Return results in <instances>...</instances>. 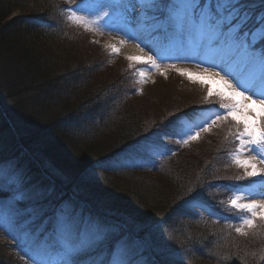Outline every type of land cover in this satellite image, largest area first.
Returning <instances> with one entry per match:
<instances>
[{"label": "trees", "instance_id": "16d2710c", "mask_svg": "<svg viewBox=\"0 0 264 264\" xmlns=\"http://www.w3.org/2000/svg\"><path fill=\"white\" fill-rule=\"evenodd\" d=\"M245 3L254 15L264 12V0ZM94 6L95 0H0V217L7 220L9 206L13 220L21 219L11 231L0 221V264L50 258L52 244L59 247L57 216L69 206L79 219L90 214L107 227L104 239L80 257L89 264H107L114 255L131 264H264V221L257 217V227L241 235L239 217L249 214L228 205L234 192L257 182L235 179L244 175L232 158L239 147L235 122H218L187 143L179 139L213 109L225 112L226 101L185 79L175 82L179 89L198 92L179 106L163 91L171 104L162 109L141 110L138 99L132 107L154 85H142L138 65L117 67L122 59L114 57L121 56L94 39H105L111 26L69 19ZM142 12L150 34L163 36L166 29L151 19L159 12L145 6ZM262 46L258 41L255 49ZM102 66L115 73L105 79L110 85L90 88L87 77Z\"/></svg>", "mask_w": 264, "mask_h": 264}, {"label": "snow or ice", "instance_id": "6c2138e0", "mask_svg": "<svg viewBox=\"0 0 264 264\" xmlns=\"http://www.w3.org/2000/svg\"><path fill=\"white\" fill-rule=\"evenodd\" d=\"M142 3L148 9L159 12V17L151 18L155 22L154 27L171 29L174 37L187 41L202 53H215L226 61L240 59L247 65H258L261 69L258 79L251 86L243 80L240 81L245 86V91H241L219 72L205 69V75L219 77L227 88V91L220 89L215 93L211 87L208 90L209 97L216 95L222 101H226L221 104V108L226 111L217 112L215 118H209L198 124L199 131L189 134L183 142L197 139L201 131H209L218 122L231 119L235 122L237 130L235 139L239 141V147L232 153L233 162L244 170V175L235 179L264 176V167H258L264 165V46L261 47L260 54L254 51L258 41H264V12L254 15L245 0H179V2L142 0ZM69 19L85 25L89 23L86 19L78 17L75 12L69 15ZM111 47L114 53L120 51L115 46ZM128 59L150 63L154 68L159 67L150 55L146 60L140 57H128ZM177 71L192 77V74L185 70L177 69ZM140 74L144 75L143 72ZM200 82L204 83L203 80ZM249 92L252 94L249 95ZM253 104L259 107V112L251 107ZM12 182L19 187L22 179L19 175H15L12 177ZM258 195L260 199L245 196L241 190H237L228 200V205L232 209L249 214L239 217L242 226L235 231L241 235H247L246 228L257 227V217L264 221V183L261 184ZM54 231L60 238L59 247L53 245L49 253L50 258L38 259L36 264H89L88 261L80 259L81 255L104 239L103 230L98 225L82 224L70 206L59 212ZM91 264H104V262L93 260ZM107 264H131V262L114 255Z\"/></svg>", "mask_w": 264, "mask_h": 264}, {"label": "rangeland", "instance_id": "374dc122", "mask_svg": "<svg viewBox=\"0 0 264 264\" xmlns=\"http://www.w3.org/2000/svg\"><path fill=\"white\" fill-rule=\"evenodd\" d=\"M109 2H110L109 0H105V3L104 2L102 3L103 4L102 12L99 14L94 12V11H89V10L87 11L85 9L78 10L81 18L86 19L91 24H96L98 26L101 25V23L102 24H110V26H111L110 32L107 33L105 40H102L101 38L93 36L94 39L97 41L101 40V43L102 42L105 43L107 40L111 39L112 37H115L120 43H121V41H123V43H121V44H125V45L136 44V45L142 47L143 49H146L147 55L152 56L153 59L159 65L158 68H154L151 66L150 63H142L139 60H129L128 59L129 55H127L123 52L122 53L118 52L121 57H117V58L114 57L115 62L122 59L121 61H119L116 64L117 67H119L120 63L126 67L127 66L134 67V66H137L138 64H140L139 76L142 79V85H144V86L146 85L147 87L150 86V84L154 85V86L149 88L150 89L149 92L152 94L149 97H146V96L139 97V98L135 97L134 101L132 102L133 103L132 107H135V104L137 103L136 99H138V101H140V103L142 102L141 103L142 105L140 107L141 110L143 109L146 111L149 108H151V109H155V108L156 109H162L164 105L171 104V101H169L167 99V97L166 98L162 97V96H166L167 94H168V96H170L172 98H175V99L178 98V101L175 100V103L179 106V103H180L179 100H181L183 98L186 99L185 97H189L190 94L193 92H198L195 89H190V90H192V92L190 94H186L184 92V90H189V89H186L185 87L183 89H179V88H182L183 86L180 87L181 85H179L177 83H180L182 80L184 81L185 79H187L188 82H190V83L197 84L198 86L206 87L205 85H207V86L211 87V89L213 90L214 93L217 90L223 89V88L214 87L211 79L209 80L208 78H206V77L204 78L200 75L201 73H204L205 69H207L208 71L214 70V69L219 70L218 65H212V64L208 63L209 60H211V58L214 57V55L219 57L218 55H216L215 53H211V52L202 53L194 45L189 44L187 41H182L176 37H175V44H177L176 48H173L172 46H170L168 49H166V51H163L161 49V46H162L161 45V39H158L157 37L152 38V36L147 34V33H149V31H147L145 29V25L141 24L143 13L140 11L139 4H137L136 0H123L120 5H116V8L114 6H112L111 4H109ZM90 20H91V22H90ZM72 45L75 46V48L80 47V45L76 44L75 42L74 43L72 42ZM111 46H113V44L109 45L107 47L111 48ZM82 53L84 54L85 57L86 56H89V57L92 56L91 52H85L84 50H82ZM96 58H97V61H100V56H96ZM146 59H147V57L144 58L143 60H146ZM238 60H240V59H238ZM244 63H245L244 68L246 67L245 71H247L248 73L246 72L245 76H243L244 74H242L241 76H243V78L239 79V81H237V82H234L233 78H231L227 73L221 72L223 75L226 76V78H229L231 81H233V84L236 85L241 90L245 87L240 82L241 80L247 82L249 84V86H251L252 83L258 79L259 72L261 71V69L258 67V65H256V66L247 65L245 61H244ZM101 69H104V70H102L100 74L97 72L95 77H93V76L87 77L90 82L91 81L94 82V83H91V85H88L90 88L93 87L94 85H96V86L101 85L102 83H103V85L99 86V88H101V87L104 88V86L110 85V82L106 81L105 79L109 76H112L115 73L114 72L110 73V71H107V68H104V67ZM101 69H99L98 71H100ZM177 69L185 70L188 73H191L192 77L190 78L188 75H182L180 71H177ZM119 71L121 72V69H119ZM141 72H143V74H144L143 76H141V74H140ZM158 73H163L162 74L163 76L155 77L156 74L158 75ZM178 77H180L181 79H179ZM88 79H86V80H88ZM201 80H203L204 83H201L200 82ZM193 81H195V82H193ZM82 82L84 83L85 81H82ZM175 82H177V83H175ZM69 83H72V81H69ZM154 83H156V84H154ZM85 86L86 85H84V87ZM70 89L71 88H69L68 86L64 87L65 92H68V90H70ZM125 89H127L126 85L123 87V90H125ZM167 89H169V90H167ZM177 89H179L180 91H176ZM223 90L225 91V89H223ZM256 90H258V89H256ZM163 91H165L167 94H164ZM127 92L129 93V96L131 97L133 92L131 90H129V91L127 90ZM159 92L160 93L162 92L161 96H159L160 95ZM179 94L181 96H179ZM249 95H251V94H249ZM126 97L128 98V96H126ZM144 97H146V99H144ZM152 98H154V99H152ZM253 98L255 99L256 97L254 96ZM5 102L9 103L10 101L5 100L4 103ZM148 106H149V108H148ZM29 131H30V133L34 134V130L30 129ZM194 131H196V130L193 127H189L188 132L185 135H182L181 138H184L185 136H188L189 134H193ZM31 138H34L33 139L34 141L38 140L37 137H35V136H32ZM31 146H38L39 147L40 146L39 141L37 142V144H34V145L31 144ZM34 153L38 157V155L40 154V150L37 148H34ZM245 155H247V154H245ZM258 167H264V165H258ZM85 174H86L85 170L81 171L79 173L81 180L84 179ZM100 174H102V172ZM125 177L126 178H130V177L135 178L136 176H133V175L129 176L128 175ZM257 177L260 178V181L258 182L256 189H253L256 191L260 190L261 184L264 183V176H257ZM159 178H160V176H159ZM95 179L96 178L94 176L91 177V180H95ZM91 180H90V182H91ZM1 182H5V179L3 181L0 180V183ZM41 185L46 186L45 182L42 180L39 183V187ZM40 190L43 191L42 186H41ZM4 208H5V206L0 205V211H2ZM6 208L8 209L9 216L7 217L6 221H4V218L0 217V221H2L3 223H5L8 226V228L6 229L7 231H11L12 228L19 230L20 228H19L17 223L21 219L18 220L19 218H17V219L13 220V217L10 214L11 208H9V206H6ZM93 219H95L93 216H91L90 214H87L86 217H81L80 221L82 224L93 225V223H92ZM12 223H14V224H12ZM100 228L103 230V234L105 235L104 229L102 227H100Z\"/></svg>", "mask_w": 264, "mask_h": 264}, {"label": "bare ground", "instance_id": "6f19581e", "mask_svg": "<svg viewBox=\"0 0 264 264\" xmlns=\"http://www.w3.org/2000/svg\"><path fill=\"white\" fill-rule=\"evenodd\" d=\"M117 47V45H116ZM120 49V52L122 53H125L127 55H129V57H140L142 59L146 58L148 55L146 54V52L144 51H141V48L137 45H125V44H122V47H118ZM210 64H216L219 66V70H210V71H216V72H219L220 75L222 76H225L223 75L221 72H225L227 74H229L233 80L235 81V79L238 77V76H241V72L238 73V67H237V63H236V60H232V61H226V60H223L220 56L217 57V56H214L211 58V60L209 61ZM241 63V67L243 65V62L240 61ZM202 77H206L208 78L209 80L211 79L212 80V83H213V86L214 87H217V88H223L225 90H227V88L225 87V85L223 84V82L219 79V77H211V76H207L205 75L204 73H201L200 74ZM226 78V76H225ZM228 79L229 81H231L229 78H226ZM233 83V81H231ZM256 90V89H254ZM251 93V92H250ZM259 191H251L250 193H248V195H245V196H250V197H254L256 199H260L261 197L258 195ZM94 222L93 225H98L99 227H102L103 228V225L101 224V222L99 223L98 221L96 222L95 220H92ZM105 229H107V227H105ZM52 245H55L56 244H52Z\"/></svg>", "mask_w": 264, "mask_h": 264}, {"label": "water", "instance_id": "95a60500", "mask_svg": "<svg viewBox=\"0 0 264 264\" xmlns=\"http://www.w3.org/2000/svg\"><path fill=\"white\" fill-rule=\"evenodd\" d=\"M111 42H113V43H116V41H115V40H111ZM111 42H110V43H111ZM116 45H117V44H116ZM117 47H121V46H118V45H117Z\"/></svg>", "mask_w": 264, "mask_h": 264}]
</instances>
